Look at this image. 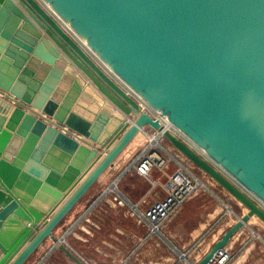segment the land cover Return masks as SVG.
I'll return each instance as SVG.
<instances>
[{
  "label": "water",
  "instance_id": "1",
  "mask_svg": "<svg viewBox=\"0 0 264 264\" xmlns=\"http://www.w3.org/2000/svg\"><path fill=\"white\" fill-rule=\"evenodd\" d=\"M145 129L245 209L191 264L264 224V0H0V264H87L54 231Z\"/></svg>",
  "mask_w": 264,
  "mask_h": 264
},
{
  "label": "rangeland",
  "instance_id": "2",
  "mask_svg": "<svg viewBox=\"0 0 264 264\" xmlns=\"http://www.w3.org/2000/svg\"><path fill=\"white\" fill-rule=\"evenodd\" d=\"M141 149L140 146L136 148V150L131 154L130 159H132V155H134L136 152H138ZM123 155V153H122ZM121 155V156H122ZM120 156V157H121ZM171 167V165H170ZM192 173L194 176L200 180V184L198 187V192L196 195V200L193 202V206L189 208L190 214L189 219L185 223L184 226L192 227L193 224H195L196 221H198L199 218H201V214H204V212L207 211V208L209 205L215 203L216 200H219L223 202L224 204L228 205L229 208H231L234 213H240L241 209L244 208L239 202L236 206L232 200L229 199V194L223 190L220 186H218L212 179H210L207 175H205L201 170H199L197 167L193 166ZM118 176V173L111 174L110 183L107 184L106 182H103L102 184L98 185L95 190H91L86 198L80 204H78L74 209V211L69 215V218L62 227L58 230V236H56L57 239L61 237L68 228L74 224V222L80 218V216L84 213V211L89 207L90 204L95 203V206L107 202L113 207H116L118 211L115 209L108 210L106 208L105 216L107 219V223L101 224L97 219H94V217L90 218V214L82 219H88L91 221V225H89L86 222H81L85 225L87 229L93 232L94 237L96 240L89 238L91 236H88L87 234H84L83 232H79L76 228L77 225L73 227V229L68 234L67 238H65V242L69 243L72 246H69L74 252L77 253L78 256H80L87 264H95L96 260H100L99 264H184L183 261L180 260L181 255L183 254V257H185L187 260H194L196 256H198V252L201 251L202 248H204L205 244L207 243L209 239V235L212 234V231L217 228V224L220 221H216L213 225L208 227V229L205 230V232L197 239L196 241L189 244V240H183L180 243V248H176L174 241L170 240V234H169V226L168 223L164 224L159 232L160 234H150L149 228L145 223H137V219L134 215H132V209L130 206L124 202L123 198L117 194L115 191L110 190L108 187L112 182L116 180ZM150 178V177H149ZM146 179V180H149ZM164 178L159 179L154 178V181H158L162 183L161 180ZM119 183L117 181L116 186H118ZM115 186V187H116ZM118 191V187L116 188ZM156 189H160L159 185H156ZM228 196H227V194ZM104 194V195H103ZM101 195H103L100 199H98ZM224 195V196H222ZM236 201V200H235ZM136 204V203H131ZM146 206L147 208L150 206ZM203 205V206H202ZM240 205V206H239ZM91 206V205H90ZM145 207V208H146ZM239 207V209L237 208ZM139 209V207H138ZM141 209V208H140ZM92 210V209H91ZM141 211V210H140ZM145 211L142 210L141 214ZM131 221L133 225L131 224ZM80 222V220H79ZM80 222V223H81ZM189 222V223H188ZM257 224H252V226H249V229L247 231L251 233V231L257 232L258 230L264 229L262 224H259L260 222H255ZM262 223V222H261ZM262 225V226H261ZM91 226V227H90ZM126 226L128 227V230L134 232L138 237L137 239H126V236L123 237L120 241L113 240L112 244H115L117 247H119L120 250H117L119 252L118 254H113L111 256L103 255L104 249L101 247L102 243L105 238L108 236L118 237V229L124 228L127 233L128 232ZM183 226V227H184ZM131 228V229H130ZM182 232H185L183 229ZM119 238V237H118ZM51 241L46 243V245L41 248L39 251H36L26 262L27 264H37L40 259L47 253V251L51 248L49 246L51 245ZM101 243V244H99ZM173 243V244H172ZM115 247V246H114ZM173 247H175L177 252L173 250ZM123 248V250H121ZM99 249V251H97ZM125 249V250H124ZM98 252V257L92 256V253ZM58 253V252H57ZM55 254L51 256L50 258L42 259L43 264H75L69 257H67L64 254ZM198 253V254H197ZM180 256V257H179ZM57 258V259H55ZM182 258V257H181ZM92 261L93 263H90ZM45 262V263H44ZM195 262V261H194ZM96 263V264H98Z\"/></svg>",
  "mask_w": 264,
  "mask_h": 264
},
{
  "label": "crops",
  "instance_id": "3",
  "mask_svg": "<svg viewBox=\"0 0 264 264\" xmlns=\"http://www.w3.org/2000/svg\"><path fill=\"white\" fill-rule=\"evenodd\" d=\"M145 140V134L144 133H139L136 138L127 146L125 151L123 152V155L117 159V161L114 164V167L107 170L101 178L96 182V184L90 189L95 190V188L102 184L103 182L107 181V184L110 183V178L111 174L118 173V183L119 185L116 186L118 187V193L119 195L126 201V203H138L139 210H144L146 209L149 204H151L153 201L157 200L158 198L162 197L163 193L161 189H156L155 186H153V179L154 178H164L163 173H158V171L153 170L150 173V178L149 180H146L144 177L138 175L134 169V167L131 168H126V166L129 164L131 161L130 157L131 155L127 154L129 151L136 149L140 144H142ZM162 146L167 149L168 152L171 151L170 145L167 143L166 140L161 141ZM113 186V185H111ZM110 186V187H111ZM227 194V193H226ZM197 195V194H196ZM196 195L193 196L190 200H188L182 208L175 214V216L172 217V219L168 222L169 226V234H170V240L174 241L175 247L180 248L179 246L181 241L189 240V244L196 241L199 239V237L205 232L208 227L213 225L216 221H220L217 225L216 230L214 229L212 231V234L209 235V239L207 243L205 244L204 248L201 249L200 252H198V256L194 258V260H191V263H194V261H198L209 249V247L217 240L220 238L224 230L229 227L231 224H233L236 221V216L237 215H242L245 211L244 208L241 209V212L239 213H231L223 202L219 200H216L215 203L209 205L207 208V211L204 212V214H201V218L198 219V221L193 224L192 227L188 228V224L186 226L185 223L189 219V212L190 210L187 208V205L191 202V204H194L193 202L197 199ZM224 196V195H222ZM228 196V194H227ZM229 199L232 200L238 206L235 201L230 195ZM98 201V200H97ZM96 201V202H97ZM95 202V203H96ZM95 203L90 204L89 207L84 211V213L80 216L77 222V226L75 229H77L79 232H83L84 234H87L88 236H91L89 238H92L96 240L94 237V234L92 231L87 229L82 222H86L89 225L92 226L91 221L88 219H85L87 215L90 214V218L94 217V219H97L101 224L107 223V219L105 216L106 208L108 210H113L116 209V207H113L107 202L100 203L95 206ZM203 206V205H202ZM240 206V205H239ZM146 207V208H145ZM191 207V205H190ZM141 208V209H140ZM239 209V207H237ZM92 209V210H91ZM234 212V211H233ZM87 214V215H86ZM69 215V214H68ZM67 215V216H68ZM103 215V216H101ZM85 217L84 219H82ZM82 219V222H81ZM65 220V219H64ZM68 220V219H67ZM66 220V221H67ZM80 220V222H79ZM77 221V220H76ZM75 221V222H76ZM74 222V223H75ZM255 222H260L259 224H262L261 221H259L256 217H251L250 220L248 221L247 225L242 227L239 231H237L229 240L227 245L224 247L226 251L229 252L231 259L229 264H264V229L258 230L257 232L251 231L252 234H250L247 229H249V226H252L251 223L257 224ZM189 223V222H188ZM64 224V221L62 225ZM131 224L133 225L132 221ZM60 224L59 227L54 231L55 237L58 236L59 229L62 227ZM261 225V226H262ZM90 226V227H91ZM134 226V225H133ZM184 226V227H183ZM127 230L128 227L126 226ZM264 228V227H263ZM131 229V228H130ZM184 230L185 232H182L181 230ZM73 232V231H71ZM127 231L124 228H119L118 229V237H113V236H108L107 238L104 239L102 243V248L104 249L103 255L111 256L112 253L118 254L121 251L119 247H117L115 244H112V239L113 240H121L123 237L126 236V239H137V235L131 231ZM255 232L256 234H254ZM68 236V235H67ZM66 236V238H67ZM51 241L48 239L44 244H42L37 251H39L41 248H43L46 243ZM51 245L49 248L53 247L54 242L51 241ZM68 244L69 246V239H68ZM101 244V243H99ZM173 244V243H172ZM115 246V247H114ZM72 247V246H71ZM173 247V250L177 252L176 248ZM51 248L47 251V253L40 259V261L37 264H43L42 259H46L47 257L50 258L51 256L57 254H64L66 255L62 250H60L58 247H55L54 249L51 250ZM176 250H175V249ZM123 250V248L121 249ZM125 250V249H124ZM99 251V249L97 250ZM98 252L92 253V256L98 257ZM183 255V254H181ZM67 256V255H66ZM57 259V258H55ZM47 260V259H46ZM100 261V260H99ZM98 260L95 261V264L99 262ZM45 263V262H44ZM90 263H93L90 261ZM94 264V263H93ZM99 264V263H98Z\"/></svg>",
  "mask_w": 264,
  "mask_h": 264
},
{
  "label": "built area",
  "instance_id": "4",
  "mask_svg": "<svg viewBox=\"0 0 264 264\" xmlns=\"http://www.w3.org/2000/svg\"><path fill=\"white\" fill-rule=\"evenodd\" d=\"M142 133L145 134V140L139 145L141 149L132 155L126 168L134 167L136 173L145 179L150 177L153 170L163 173L162 183L153 182V186L159 185L163 195L153 201L142 214L138 209V203H128V205L132 209V215L136 217L137 223H145L150 234H160V228L197 194L201 184L191 171L194 165L171 146V151L168 152L161 144L164 139L160 134L149 129H145ZM135 150H131L127 154L131 155ZM169 168H171L170 171ZM114 182L116 186L117 181ZM115 192L118 194L117 189ZM230 259L229 252L222 248L213 254L207 264H229ZM180 260L184 264L191 263V260H187L185 257H180Z\"/></svg>",
  "mask_w": 264,
  "mask_h": 264
},
{
  "label": "trees",
  "instance_id": "5",
  "mask_svg": "<svg viewBox=\"0 0 264 264\" xmlns=\"http://www.w3.org/2000/svg\"><path fill=\"white\" fill-rule=\"evenodd\" d=\"M170 170H171V168H169V171H170ZM89 192H90V191H89ZM89 192H88V193H89ZM88 193L86 194V196H85L84 198H86V197L90 194V193H89V194H88ZM84 198H83L80 202H82V201L84 200ZM80 202H79L78 204H80ZM78 204H77V205H78ZM77 205H76V206H77ZM190 205L193 206V204H191V202H190V203L187 205V208H188V209L190 208ZM76 206H75V207H76ZM75 207H74V208H75ZM74 210H75V209H73V210L69 213V215H70ZM69 215L65 218L64 222H66V220L69 218ZM62 223H63V222H62ZM61 225H62V224H61ZM25 264H27V263H25Z\"/></svg>",
  "mask_w": 264,
  "mask_h": 264
},
{
  "label": "bare ground",
  "instance_id": "6",
  "mask_svg": "<svg viewBox=\"0 0 264 264\" xmlns=\"http://www.w3.org/2000/svg\"><path fill=\"white\" fill-rule=\"evenodd\" d=\"M167 127V126H166ZM118 181V180H117ZM113 186H111L109 189L110 190H113V191H116V187H115V182H113ZM200 183V182H199ZM181 257L183 258V255H181ZM191 264V263H190Z\"/></svg>",
  "mask_w": 264,
  "mask_h": 264
}]
</instances>
